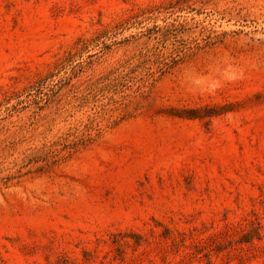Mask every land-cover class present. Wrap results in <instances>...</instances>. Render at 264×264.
Instances as JSON below:
<instances>
[{
  "label": "rangeland",
  "instance_id": "obj_1",
  "mask_svg": "<svg viewBox=\"0 0 264 264\" xmlns=\"http://www.w3.org/2000/svg\"><path fill=\"white\" fill-rule=\"evenodd\" d=\"M0 264H264V0H0Z\"/></svg>",
  "mask_w": 264,
  "mask_h": 264
}]
</instances>
